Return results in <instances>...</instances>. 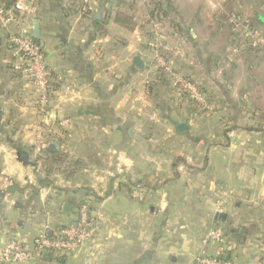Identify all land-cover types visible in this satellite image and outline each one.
<instances>
[{"label":"crops","instance_id":"0c3cea01","mask_svg":"<svg viewBox=\"0 0 264 264\" xmlns=\"http://www.w3.org/2000/svg\"><path fill=\"white\" fill-rule=\"evenodd\" d=\"M83 2L85 15L71 0H47L48 14L34 2L23 22L30 20V30L39 23L52 119L71 121L51 141L36 136L33 88L13 71L16 60L0 31V246L9 239L30 246L72 223L87 201L102 216L95 237L74 254H44L28 264H196L197 256L215 253L217 246L201 243L214 228L225 234L227 260L264 264V122L253 119L242 60L219 65L226 40L217 24L254 1L169 0L171 62L223 107L202 114L174 91L175 105L146 95L153 56L148 37L113 21L121 0ZM250 9L237 13L264 30V12ZM137 10L146 15V0L132 14ZM94 14L105 21V35ZM181 123L188 129L177 132ZM47 141L70 167L43 165L37 156ZM133 185L142 189L141 201L131 198ZM226 195L232 199L216 212ZM64 203L72 207L68 216Z\"/></svg>","mask_w":264,"mask_h":264},{"label":"built area","instance_id":"2783aa9c","mask_svg":"<svg viewBox=\"0 0 264 264\" xmlns=\"http://www.w3.org/2000/svg\"><path fill=\"white\" fill-rule=\"evenodd\" d=\"M32 7L33 3L30 0L22 3L16 2L10 7L0 0V31L4 34L16 60L12 66L13 71L18 77L29 82L33 88V104L39 119L36 136L39 140H44L46 136H53L56 129H68L71 121L68 119L53 121L52 119L51 72L45 64L41 48L32 42L30 28L22 24V21L26 20L25 15L32 11ZM227 23L234 33L240 35L239 43L248 42L251 48L264 51V32L251 25L249 19L234 12L228 15ZM163 26V23L158 21H152L148 26L152 37L149 48L155 65L162 68L172 78L173 86L185 92L200 110L210 111L207 99L196 84L175 74L171 70L172 62L166 63L159 54L161 49H168L162 42ZM224 57L226 64L232 63V57L239 59L237 46L225 48ZM43 147L44 143L41 142L39 148ZM130 194L134 200L143 199L142 189L139 186L133 185ZM226 198L229 197L217 199L216 212H221ZM101 220V214L93 212L89 203L84 201L76 209V216L72 223L53 230L49 235L41 234L35 237L30 246L14 239L6 240L0 246V264H28L44 254H74L95 237ZM201 243L203 246L214 244L217 248L213 255L197 256L196 264H234L223 257L226 237L222 229H210L202 236Z\"/></svg>","mask_w":264,"mask_h":264},{"label":"trees","instance_id":"16d2710c","mask_svg":"<svg viewBox=\"0 0 264 264\" xmlns=\"http://www.w3.org/2000/svg\"><path fill=\"white\" fill-rule=\"evenodd\" d=\"M32 3H34V0H30ZM139 0H121V5L123 6L122 11H117L115 15L113 16V21L118 24L119 26L127 29V30H133L138 29L140 33H143L146 37L149 38L148 43H150L151 40V33L150 30L148 32L144 33V26H149L150 22L152 21H158L164 24L163 21H165L166 14L169 11V0H146V15L143 17V22L137 21L135 19V14H132L133 11L136 9V2ZM3 2L8 6H12L15 1L14 0H3ZM75 7V12H78L81 15L88 14V6L83 2V0H71L70 7ZM71 8L66 7L63 9L64 12L69 11ZM234 12L227 13L232 14ZM237 13V12H236ZM222 15L223 16V27L226 30V33L224 32L223 36L226 40V43L228 46L235 45L237 42V49L239 52V58L242 60L247 73L250 76V85L248 89V95L249 100L251 104V113L253 114V119L258 121L264 122V93L262 92L264 89V51L261 49H254L251 48L248 45V42L239 43L240 35L233 32L231 26L227 23L228 15ZM93 21L98 27V30L101 35H105L104 30V24L105 21H102V18L98 14H94ZM251 25L255 26L254 23L249 20ZM220 20L217 21V24L219 26L220 31H222V26L219 24ZM173 22H170V26H172ZM256 27V26H255ZM257 28V27H256ZM259 29V28H258ZM264 32V30H261ZM32 42L40 47L38 44V40H35L31 36ZM168 47V46H167ZM41 48V47H40ZM42 50V49H41ZM43 52V51H42ZM171 53L172 51L168 49H161L159 51V54L162 56V58L165 60L166 63H169L171 61ZM224 55V49L221 54V58ZM155 71L152 77L147 81L146 83V95L151 96L155 95V93L166 90V91H174L179 94V97H187L189 100V104L192 106L193 110H196L198 113L202 114L205 113L204 110H200V108L195 104L193 101H191L188 97V95L178 90L175 86L172 84V78L164 72V70L158 66L155 65L154 62ZM171 70L183 78L189 80L187 76L180 73L177 69V66L175 63L172 62ZM190 81V80H189ZM193 83V82H192ZM197 88L201 93H204V89L199 87L198 84H196ZM153 97V96H151ZM210 104V102L208 101ZM254 114H257L255 116ZM49 137L53 136H46V140L49 139ZM51 141V140H49ZM49 141L44 143V147L40 148L39 154L37 158L42 161L43 165L46 167H50L52 165H59L61 167H70L71 161H68L67 156L60 152L58 148L51 144ZM76 163V162H75ZM132 187V186H131ZM131 189V188H130ZM223 257L227 260L226 255L224 254Z\"/></svg>","mask_w":264,"mask_h":264},{"label":"rangeland","instance_id":"374dc122","mask_svg":"<svg viewBox=\"0 0 264 264\" xmlns=\"http://www.w3.org/2000/svg\"><path fill=\"white\" fill-rule=\"evenodd\" d=\"M25 1H28V0H25ZM254 1V4H253V2H252V4L250 5L251 7H253L256 11H259V12H261V13H263L264 12V0H253ZM34 2H35V5L38 7V8H40V10L39 11H41V8H47V9H45V12H47V14H48V12L50 11V9H51V7L50 8H48V5H49V3H47V0H34ZM141 2V1H140ZM21 3H22V1H21ZM46 4V5H45ZM34 5V4H33ZM70 4L69 3H67V4H65V6L66 7H68ZM250 6H247V8H242V9H236V10H231L232 12H238V13H242V14H246V13H248V12H250L251 11V7ZM33 8V7H32ZM140 9H142V7H140ZM33 11V10H32ZM32 11L29 13V14H26L25 15V19H27V17H28V15L30 16L31 15V13H32ZM138 12V13H137ZM227 12V11H226ZM135 16H136V18L139 20L140 19V22H143L142 20H143V17H144V15L142 14V13H140L139 12V10H137L136 12H135ZM140 16V17H139ZM247 16V15H246ZM38 17H42V16H38ZM245 17V16H244ZM34 18H35V16H34ZM220 20V22H219V24H221V26H222V31H220L221 33H223L224 34V32L226 33V30H225V28L223 27V16L222 15H220L219 16V18H218V21ZM28 21V20H27ZM37 21V20H36ZM23 22L24 21H22V24H23ZM164 22V26L162 27V32H161V36H162V42H163V44L164 45H166V43H168V42H170V41H168V39H166V35L168 34V30H170L169 29V27H170V22H172V19H171V16L169 15V13H167L166 14V17H165V21H163ZM28 24L30 25V20L28 21ZM29 25L27 26V27H29ZM31 31V30H30ZM149 31V27H147V26H144V33L145 32H148ZM148 41H149V38H148ZM169 44V43H168ZM237 45V42L235 43V45H232V46H236ZM228 47V45H227V43L225 42V46H224V49L225 48H227ZM227 56V55H226ZM232 63H229V64H226V62H225V57H224V55H223V57L221 58L220 57V66H222V67H224V66H226V65H231V64H233V63H235L236 61H238L239 59L237 58H235V57H232ZM22 79V78H21ZM23 80V79H22ZM189 80L191 81V82H193L194 84H198L199 85V83L198 82H195L193 79H190L189 78ZM199 87H201L200 85H199ZM201 88H204V87H201ZM263 93H264V89H263V91H262ZM177 93V92H176ZM209 94V93H208ZM172 96H176V95H173L172 94V92H170V91H166V90H161V91H159V92H157V93H155V96H153V98H154V100H155V102H156V104L158 103V104H162L163 102H167L168 101V103L170 104V105H175V104H177V103H179L178 101H175L174 99H173V97ZM206 99H207V101H209L210 102V99H212V96H204ZM171 98V99H170ZM180 100H183V103H185V105H187V104H189V100H188V98L187 97H181L180 98ZM182 104V103H181ZM210 111H208V112H214V111H220L223 107L221 106V104H220V102H219V100L218 99H215L214 101H212V102H210ZM189 106H191L190 104H189ZM208 112H205V113H208ZM55 134V133H54ZM46 139V138H45ZM51 138L49 137V140H50ZM39 150H40V148H39ZM38 150V151H39ZM229 197V198H231L232 199V197H231V195H226V196H224V198L225 197ZM229 198H226V200H228Z\"/></svg>","mask_w":264,"mask_h":264},{"label":"water","instance_id":"95a60500","mask_svg":"<svg viewBox=\"0 0 264 264\" xmlns=\"http://www.w3.org/2000/svg\"><path fill=\"white\" fill-rule=\"evenodd\" d=\"M100 14V13H99ZM31 36L35 39V40H38L39 39V23L37 21H34L32 23V27H31ZM133 63L136 67L138 68H142V64L139 60V58H134L133 60ZM188 128H187V125L184 124V123H181V124H177L176 125V131L177 132H182V131H186ZM71 205L68 204V203H64L63 206H62V214L64 216H68L70 213H71ZM49 235V234H48Z\"/></svg>","mask_w":264,"mask_h":264}]
</instances>
